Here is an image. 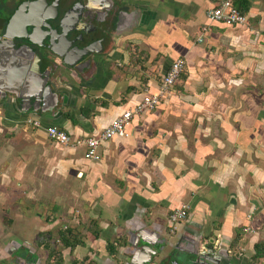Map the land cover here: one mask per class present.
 I'll return each mask as SVG.
<instances>
[{
    "label": "crops",
    "instance_id": "obj_1",
    "mask_svg": "<svg viewBox=\"0 0 264 264\" xmlns=\"http://www.w3.org/2000/svg\"><path fill=\"white\" fill-rule=\"evenodd\" d=\"M125 1L118 25L114 18L110 44L97 52L88 75L50 78L59 92L51 112L21 114L20 101L0 90V181L31 188L41 177L70 178L85 186L79 188L84 195L106 201L96 212L100 236L95 241L109 240L107 245L122 235L138 240L142 234L143 239L140 229L167 227L170 213L186 202L191 216L176 235L189 234L201 244L218 242L222 252L235 255L232 264H256L254 246L264 237L245 258V236L238 227L244 230L247 221L237 200L244 183L254 186L248 196L261 209L262 230L264 0H243L248 20L238 26L207 19V10L219 0ZM5 24L0 19L3 38ZM16 49L24 48L16 44ZM180 56L186 66L172 93L156 111L135 118L129 137L103 142L99 160L86 157L84 144L49 142L46 129L52 125L66 130L72 140L99 134L125 109L158 94ZM46 63L45 56L40 62L44 74ZM30 118L42 128L29 126ZM245 148L250 162L242 159ZM243 162L253 171L245 180L235 172Z\"/></svg>",
    "mask_w": 264,
    "mask_h": 264
},
{
    "label": "flooded vegetation",
    "instance_id": "obj_2",
    "mask_svg": "<svg viewBox=\"0 0 264 264\" xmlns=\"http://www.w3.org/2000/svg\"><path fill=\"white\" fill-rule=\"evenodd\" d=\"M0 2V13L5 16L0 14V19L6 23L2 31L4 36L11 23L9 31L15 36H20L15 42L17 46L26 48L33 42L35 53L42 59L46 56L44 72L49 73L50 78L60 75L65 78L78 76L80 79L86 77L96 66V56L99 55L97 52L110 44L116 27L114 18L120 14L126 3L125 0H0ZM5 10L9 11V15L5 14L7 12ZM62 33L64 37L59 35ZM56 52H62L64 57L58 56ZM58 68L61 71L57 75ZM47 230L41 229L37 234L40 237V234H47ZM140 232L144 234L143 241L149 242L148 244L139 242L133 245L138 240L132 237L125 239V235H122L119 241L112 242L115 245L114 251L107 248L108 252H104H107L104 254L105 258L107 257L106 264L221 262L232 264L236 259L233 253L230 255L228 252H222L221 247L216 246L218 242L206 241L201 244L189 234L176 235L178 232L170 234L169 223L167 227L140 229ZM18 244L21 247L10 254V257L20 260L18 264H35L34 262L38 260L35 253L23 248L19 239ZM93 259L96 260V253ZM256 264H264V260L260 259Z\"/></svg>",
    "mask_w": 264,
    "mask_h": 264
},
{
    "label": "rangeland",
    "instance_id": "obj_3",
    "mask_svg": "<svg viewBox=\"0 0 264 264\" xmlns=\"http://www.w3.org/2000/svg\"><path fill=\"white\" fill-rule=\"evenodd\" d=\"M49 142L53 146L57 145ZM245 149L242 159L250 162L251 160L246 157L249 150ZM239 168H236L235 172L240 173L244 180L249 179L253 171L248 165L243 162ZM230 177L236 178L233 175ZM80 186L85 187L70 178L63 182L41 177L36 184L31 185V188L28 187V183L0 181V264H18L20 260L10 257V254L21 247L18 239L23 248L32 251L38 257L35 264H60V261L63 264H106L107 257L105 258L104 254L108 252L109 240L96 242L91 230L94 226L93 220L99 217L96 212L104 208L106 201H102L103 198L96 195H84V189L81 188L80 191ZM251 189L255 192L254 186L250 187L244 183L239 191L241 198L237 200L239 208L244 210V218L247 221L242 226L251 228V232H246L240 225L238 227L245 236L243 242L245 258L254 252V242L264 237V226L262 230H258L260 228L258 219L263 215L260 208L258 210L252 205L258 204L248 196ZM78 192L80 196L76 194ZM33 193L36 195L33 196ZM249 214L252 215L251 219L247 217ZM44 228L48 229L47 234H40L39 237L37 233ZM65 238L75 246L67 247L64 244ZM44 243L46 244L43 245ZM104 250L107 252L103 254ZM95 253L96 260L93 259Z\"/></svg>",
    "mask_w": 264,
    "mask_h": 264
},
{
    "label": "built area",
    "instance_id": "obj_4",
    "mask_svg": "<svg viewBox=\"0 0 264 264\" xmlns=\"http://www.w3.org/2000/svg\"><path fill=\"white\" fill-rule=\"evenodd\" d=\"M207 19L214 23H222L230 26L245 24L248 20L247 15L241 13L232 3V0H219L217 6L207 10ZM204 31L207 27L204 26ZM186 66V60L179 57L171 65L160 86L158 94L146 95L141 101L135 104L131 109H125L118 115L104 130L98 135L86 137L84 139L72 140L70 134L63 128L52 125L46 129L49 138L59 144H84L86 147V157L92 160L101 158L98 151L99 146L115 137H129L128 126L132 124L135 118L143 113L153 112L158 109L164 98L170 95L182 75ZM27 124L36 129H41L42 124L38 119L30 118ZM191 205L182 203L180 207L174 209L168 219L170 234H176L183 222H185L191 213ZM245 231H251V228H244Z\"/></svg>",
    "mask_w": 264,
    "mask_h": 264
},
{
    "label": "water",
    "instance_id": "obj_5",
    "mask_svg": "<svg viewBox=\"0 0 264 264\" xmlns=\"http://www.w3.org/2000/svg\"><path fill=\"white\" fill-rule=\"evenodd\" d=\"M119 22L118 14L117 25ZM10 26L11 23L9 30ZM9 30L4 38L0 37L2 41V47L0 44V90L5 97L14 96L15 103L20 101L18 110L21 114L28 111L47 114L57 105L59 92L49 81V73L42 72L40 56L30 46L23 50L16 49L14 39L20 36L13 35ZM59 35L64 37V33ZM55 43H57L56 40ZM57 55L64 57L62 52H58ZM142 237V234L138 235V242L149 243L144 242Z\"/></svg>",
    "mask_w": 264,
    "mask_h": 264
},
{
    "label": "trees",
    "instance_id": "obj_6",
    "mask_svg": "<svg viewBox=\"0 0 264 264\" xmlns=\"http://www.w3.org/2000/svg\"><path fill=\"white\" fill-rule=\"evenodd\" d=\"M233 5L243 14H246V11L248 9L249 6H247V2L243 1V0H232ZM94 222V226L91 227V230L93 232V234L95 235V237H99L100 236V230L98 227V223L96 220H93ZM64 244L69 247L72 246L74 247L75 244L71 243L67 238L64 239ZM83 244H85L84 242H82ZM107 248L111 251H114L115 245L114 243H110L109 245H107ZM254 250H255V255L253 256V260L254 261H258L262 258H264V239L259 241L258 243L255 244L254 246Z\"/></svg>",
    "mask_w": 264,
    "mask_h": 264
}]
</instances>
